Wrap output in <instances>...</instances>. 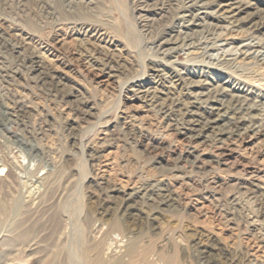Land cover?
I'll return each mask as SVG.
<instances>
[{"label":"rangeland","instance_id":"rangeland-1","mask_svg":"<svg viewBox=\"0 0 264 264\" xmlns=\"http://www.w3.org/2000/svg\"><path fill=\"white\" fill-rule=\"evenodd\" d=\"M83 1L0 0V179L12 184L0 188L10 210L0 259L27 203L49 199L58 229L47 215L31 218L38 249L20 247L7 264H264V123L224 136L221 155L211 130L186 154L185 86L173 85L163 64L185 66L193 79L204 71L216 85L232 71L254 81L250 66L224 68L220 59L264 45V26L221 25L209 33L214 48L202 51L208 30H189L196 50L162 59L156 46L178 35L173 14L183 0ZM259 50L250 68L264 62ZM30 57L42 73L24 63ZM138 80L167 103L165 113L135 94ZM18 102L24 117L13 111Z\"/></svg>","mask_w":264,"mask_h":264},{"label":"bare ground","instance_id":"bare-ground-1","mask_svg":"<svg viewBox=\"0 0 264 264\" xmlns=\"http://www.w3.org/2000/svg\"><path fill=\"white\" fill-rule=\"evenodd\" d=\"M148 1L149 0H147V2ZM83 2H84L83 0H70V3L73 6H80ZM260 3H264V0H183L182 4L180 6L178 5V9L175 12V14H173L174 19H175V20L173 19V21H175L176 26L177 27H179V25L181 26V28L177 32L178 35H171V33H170L168 37L162 38L159 41V44L156 46L157 52H159V54L162 56V59H166V58H171L174 55V53H176L178 51L179 48H182V47L183 48L185 47V49L187 47L188 48H195L193 46V45H195L193 43V40L191 42V38H190L191 34L188 31L194 30L196 28H203V29L205 28L208 30L207 32H208L209 36L205 35L207 37H205L204 41L202 40L203 42L200 43V50L201 51H202V49H201L202 45H203L202 48L204 47L206 50L207 49L211 50L214 48L212 46L213 40H212V38H209L211 35L209 33L211 32L212 29H216V28L221 27V25L223 26L224 24H229L230 26H232V29L233 28L235 29L236 27L238 28L241 25V23L252 22L254 29L258 30L259 28L264 26V18H261V19L256 21V16L259 13ZM225 26H227V25H225ZM227 30H226L224 35H226ZM235 30H239V29H235ZM235 30H233V32H235ZM227 34H229V33H227ZM233 36H236V34ZM193 37H194V35H193ZM220 37H222V36H220ZM220 37L218 36V38H220ZM198 38H199V36H198ZM195 39H197V38H195ZM223 39L228 41V40H231L232 38H231V36H229L226 39L223 36ZM233 40H234V38H233ZM0 43H3L1 36H0ZM262 43L261 44L260 43H258V44H251L250 43V44L246 45V47L248 49L252 50V48H255V47H256V49L254 50V52H251V53L250 52L247 53V51H244V52L242 51L240 55L237 53V55H239L237 57H232L229 59H226V57H225L224 59H220L221 64L223 65L224 68L230 67L233 64L235 65V64H239V63L242 66H243V64L246 66H250V67L253 66L256 63L254 62L251 65L249 63V59L252 60V58L257 57L259 55V54H257V52L260 51L259 49L261 47L263 48L264 45ZM195 50H196V48H195ZM191 52H193V51H191ZM188 53L190 54V52H188ZM232 54H234V53H232ZM230 55H231V53H230ZM241 55H245V57H241ZM240 57H241V59H240ZM259 57H260V55L258 56V58ZM188 58H190V57H188ZM220 58H222V57H220ZM261 58H262V56H261ZM38 59H36L35 57H30V58L23 59V61L25 64L29 63L30 67H32L33 70H35V71L37 70V71H40V73H42V70H41L42 66H41L40 61ZM157 61H158V59H157ZM162 61L163 60H161V62ZM171 61H173V60H171ZM190 61H191V59H190ZM163 64H164V66H167V68H169L167 70H168V73L171 77L172 84L175 86L176 85L185 86L184 88L186 91H185L184 95H185L186 100H187L185 103L186 104V107H185L186 108L185 123L188 125H191L190 128L188 126H186V127H188L187 129L189 130V132L183 133L186 136V138L189 140L188 147L185 151L186 154L194 155V153L196 151V145L198 143L197 142L198 139H200L201 137H204L206 134H209L206 132L211 130V132L214 134L212 136L213 141L217 142V144L216 145L214 144V145L217 147V150L219 152L218 154L221 155L223 148H225L224 147L225 141L223 140L224 136L227 135V137H229V139H231L232 137H234V138L235 137L236 138L242 137L244 134H247L250 131L257 130V128L259 129L261 127L260 123H264V92H263L264 91V88H263L264 78L262 77V76H264L263 75L264 74V62L259 61L258 65L256 67L254 66L255 68L248 67L250 70H248L244 66L248 70V74L252 73L255 77H258L254 81L244 80V79L239 77L240 75L235 76V75H233L234 73L231 70L233 74L228 72L229 76L224 77V80L219 79L217 85H216V83L214 84V83H210L209 81H207V77L205 76L206 74L204 71H200L199 73L197 72V77H199V79H193L194 75H191V73L188 71V69L185 66L175 65V64H173V62L171 63L169 59H168V61H166V63L163 62ZM245 68H243V70ZM237 70H239V69H237ZM235 73L238 74V72H236V71H235ZM166 75H168V74H166ZM260 77H262V78H260ZM173 85H172V87H173ZM134 88H135V90H134L135 94L139 98L144 99L146 101H151L152 103L150 102V104H152L154 107H157L158 112L165 113V111L167 109L165 111H164V109H165V105L167 103L165 102L166 104L164 105V103L160 102V100L158 99L159 97H156L157 94L154 93L153 91H150V89H146L144 83H142L138 80L135 82ZM180 88H183V87H180ZM180 90H182V89H180ZM176 91H177V88H176ZM156 92H158V91L156 90ZM179 92H181V91H179ZM179 97L180 96L178 95L177 98H179ZM17 100H19V99H17ZM146 103H148V102H146ZM196 110H199L201 112H197ZM13 111L17 116L24 117L26 115V106L23 105L22 103L18 102L16 104V106L13 108ZM175 111L173 110L172 112H175ZM169 112H171V111H169ZM221 122H223V123H221ZM212 133H210V134H212ZM206 136L208 137L209 135H206ZM215 159H217V158H215ZM3 171H4V167H0V175L3 174L2 173ZM11 185L12 184L10 182L5 181V179L3 177H2V179H0V188H2V189L4 188V190H5V188H9V187H11ZM154 186H156V185H153V187ZM146 187H144L143 189L141 188V190H144ZM148 187H149V185H148ZM157 187H159V185ZM161 188H163V187H161ZM141 190H138V191L134 190V193H130V192L128 193L126 191H123V201L128 199L129 197L133 196L134 194L139 195L141 193ZM161 191H164L162 193V196L164 197L163 200L166 199L168 201V199H170V194L166 191V189L161 190ZM38 201L37 202L35 201V204L38 203L37 205H35L32 202L27 203V205L25 206L26 210L23 213V215L21 216V221L19 220V222L14 227V229L11 231V233L7 234V237L4 238L3 244L6 247L7 253H5V255H3L2 259H0V264H7V261L8 262L12 261L15 257L14 253H18L20 247H27V249L33 250L32 252H34L35 250L38 249L40 236L37 235V233H35V230L33 227L31 228V227L27 226V224H26L27 222H29L31 220V218L39 217L40 214L44 215L45 217L47 215L50 218V221H51L53 228H55L57 225H59V216L56 214H54V215L50 214V211L52 209V207H50L51 206L50 200L49 199H47V200L46 199H41V200L39 199ZM9 216H10V210H9L8 202H6L5 200L0 198V225H3L8 220ZM16 218H18V217H16ZM36 219H38V218H36ZM252 229H254V228H252ZM80 241H81V237H78V234H77V236L75 237L76 245H78V243ZM262 241H264V240H262ZM59 247H55V248H59ZM54 251H53V253H54ZM51 264H57L55 259Z\"/></svg>","mask_w":264,"mask_h":264}]
</instances>
